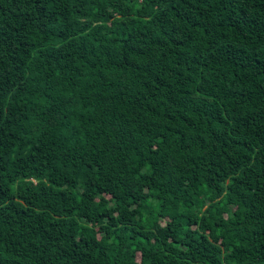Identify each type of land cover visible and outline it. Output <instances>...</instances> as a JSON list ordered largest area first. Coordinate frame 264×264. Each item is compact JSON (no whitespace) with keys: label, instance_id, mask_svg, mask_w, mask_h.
I'll use <instances>...</instances> for the list:
<instances>
[{"label":"trees","instance_id":"trees-1","mask_svg":"<svg viewBox=\"0 0 264 264\" xmlns=\"http://www.w3.org/2000/svg\"><path fill=\"white\" fill-rule=\"evenodd\" d=\"M0 264H264V0H0Z\"/></svg>","mask_w":264,"mask_h":264}]
</instances>
